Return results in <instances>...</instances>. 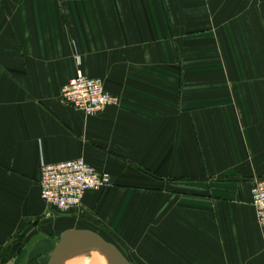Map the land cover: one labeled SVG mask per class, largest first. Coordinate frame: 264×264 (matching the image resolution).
<instances>
[{
  "label": "crops",
  "instance_id": "obj_1",
  "mask_svg": "<svg viewBox=\"0 0 264 264\" xmlns=\"http://www.w3.org/2000/svg\"><path fill=\"white\" fill-rule=\"evenodd\" d=\"M78 73L119 103L64 104ZM79 158L113 184L60 212L41 164ZM258 180L264 0H0V259L22 240L0 264H48V229L106 233L133 264H264Z\"/></svg>",
  "mask_w": 264,
  "mask_h": 264
},
{
  "label": "built area",
  "instance_id": "obj_2",
  "mask_svg": "<svg viewBox=\"0 0 264 264\" xmlns=\"http://www.w3.org/2000/svg\"><path fill=\"white\" fill-rule=\"evenodd\" d=\"M61 100L87 116L119 103L118 97L105 89L102 80L83 73H78L63 86ZM39 183L42 199L60 212L68 213L81 207L86 193L112 186L113 179L109 173L79 158L60 163L42 162ZM252 205L259 225L264 227L263 180L256 181L252 187Z\"/></svg>",
  "mask_w": 264,
  "mask_h": 264
},
{
  "label": "water",
  "instance_id": "obj_3",
  "mask_svg": "<svg viewBox=\"0 0 264 264\" xmlns=\"http://www.w3.org/2000/svg\"><path fill=\"white\" fill-rule=\"evenodd\" d=\"M74 253L108 257L111 264H133L117 245L90 229L65 231L57 243L48 264H66Z\"/></svg>",
  "mask_w": 264,
  "mask_h": 264
},
{
  "label": "rangeland",
  "instance_id": "obj_4",
  "mask_svg": "<svg viewBox=\"0 0 264 264\" xmlns=\"http://www.w3.org/2000/svg\"><path fill=\"white\" fill-rule=\"evenodd\" d=\"M47 232V238H51V240H53L55 243L60 239V233H61V230H58V231H54V232H52V230L50 229H48V230H46ZM104 233V232H103ZM104 235L106 236V239L108 240V241H110V242H112V243H114L115 245H117L118 247H120V245L118 244V243H116L115 242V240L110 236V235H108V234H106V233H104ZM18 241H22V240H20V239H17V240H15L14 242H12L11 244H9V245H7V246H5V247H3L4 248V250L2 249V256H1V259H0V262H6L7 260H9L10 259V257H12L14 254L16 255V253L19 251L20 252V247L22 246V243H18ZM79 254H82V255H84V256H86V254L87 253H79ZM81 259V261L80 262H82L83 264L85 263V264H87V263H89L90 261L91 262H93V261H96L95 259H96V257L94 258V257H82V258H80ZM31 264H39L38 263V261L36 262V261H33V262H31ZM74 264V263H73Z\"/></svg>",
  "mask_w": 264,
  "mask_h": 264
},
{
  "label": "bare ground",
  "instance_id": "obj_5",
  "mask_svg": "<svg viewBox=\"0 0 264 264\" xmlns=\"http://www.w3.org/2000/svg\"><path fill=\"white\" fill-rule=\"evenodd\" d=\"M81 254L79 253H74L67 261H66V264H73L74 261L77 260V258L80 256ZM99 256V255H98ZM92 258V257H91ZM95 258V257H94ZM96 261H93V262H89L87 264H111L110 260L108 259V257H104V256H101V257H98L95 259ZM76 264H81L79 262H76ZM83 264V263H82ZM85 264V263H84Z\"/></svg>",
  "mask_w": 264,
  "mask_h": 264
}]
</instances>
